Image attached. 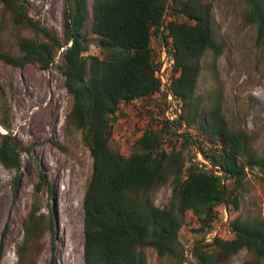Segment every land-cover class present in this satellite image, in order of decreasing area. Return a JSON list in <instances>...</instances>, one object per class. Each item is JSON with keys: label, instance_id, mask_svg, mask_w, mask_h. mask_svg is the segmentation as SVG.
Masks as SVG:
<instances>
[{"label": "trees", "instance_id": "trees-1", "mask_svg": "<svg viewBox=\"0 0 264 264\" xmlns=\"http://www.w3.org/2000/svg\"><path fill=\"white\" fill-rule=\"evenodd\" d=\"M88 1L67 0L61 40L30 15L25 0H0L3 17L10 16L16 29L34 34L19 37L18 54L4 50L0 41V61L48 70L61 51L64 63L56 68L74 99L66 126L82 134L94 161L84 197L85 263L149 264L146 249L153 248L159 258L185 264L180 231L187 213L197 218L199 232L208 233L219 219V207L240 211L239 192L249 172L258 171L264 181V158L254 154L250 135L232 128L218 102L197 96L203 58L210 52L217 58L222 52L213 31V6L204 0H93L89 7ZM243 1L246 22L257 26L258 41L264 42V0ZM153 37L163 40L172 55L170 91L182 104L181 114L173 122L165 120L160 130L149 125L125 156L112 147V119L123 105L162 91ZM93 42L104 50L103 57L88 54ZM165 137L182 138L184 149L171 141L167 150ZM189 146L215 171L188 159ZM30 151L12 133L0 135V162L6 169L20 171L21 154ZM169 181L170 205H154L148 195ZM42 229L43 222L32 213L18 249L19 264ZM229 230L228 238L195 244L197 264H229L243 250L256 258L243 264H264V218L250 222L238 215ZM2 253L1 248L0 261ZM47 264H56V257Z\"/></svg>", "mask_w": 264, "mask_h": 264}, {"label": "rangeland", "instance_id": "rangeland-1", "mask_svg": "<svg viewBox=\"0 0 264 264\" xmlns=\"http://www.w3.org/2000/svg\"><path fill=\"white\" fill-rule=\"evenodd\" d=\"M25 1L30 15L63 40L67 0ZM204 1L213 6V31L222 52L217 58L212 52L203 58L197 96L207 103L218 102L232 128L246 131L251 137L254 154L264 158V42L258 41L257 26L246 22L248 7L243 0ZM88 2L90 7L93 0ZM20 36L33 37L34 34L31 30L16 29L10 16L3 17L0 2L3 49L18 54ZM152 48L156 64L161 65L159 73L167 85L150 99L123 105L113 117L112 147L125 156L131 154L136 140L149 125L160 130L165 120L173 122L181 114V102L174 97L170 99L167 92L173 76L172 55L160 38L153 37ZM104 53L97 42H93L88 52L100 57ZM63 63L61 51L55 66L48 70L40 69L38 64L17 68L0 61V135L12 133L31 148L29 153L21 154L20 171L8 170L0 162V249L3 250L0 264H19L18 249L23 245L25 224L32 213L43 222V229L26 252L24 264H47L53 256L56 264H86L84 197L94 161L82 134L66 126L74 99L65 89L64 78L56 68ZM182 132L184 129L179 133ZM171 141L178 149H184L183 139L177 137L171 140L165 137L164 148L170 150ZM185 156L193 158L201 168L215 171L195 147H187ZM261 176L258 171L248 173L239 192L240 211L219 207V219L210 232H199L197 218L187 213L180 231L186 251L185 264H197L193 250L198 241L211 242L216 236L230 237V221L238 215L250 222L264 218ZM172 191L169 181L148 197L154 205L165 207L171 203ZM146 253L149 264L174 263L170 258H159L153 248L146 249ZM249 260L256 258L243 250L229 264H243Z\"/></svg>", "mask_w": 264, "mask_h": 264}, {"label": "built area", "instance_id": "built-area-1", "mask_svg": "<svg viewBox=\"0 0 264 264\" xmlns=\"http://www.w3.org/2000/svg\"><path fill=\"white\" fill-rule=\"evenodd\" d=\"M172 61H173V59H172ZM173 64H174V61H173V63H172V65H171V67L173 68ZM166 68V66L164 65V69ZM171 68V69H172ZM160 69H159V71L157 72V76L161 79V81H162V88L163 87H165L167 84H166V82H165V79H164V77H162V75H160ZM172 73H173V69H172ZM167 92H168V95H169V98L170 99H173V95H172V93H171V91H170V84H169V86H168V90H167Z\"/></svg>", "mask_w": 264, "mask_h": 264}, {"label": "bare ground", "instance_id": "bare-ground-1", "mask_svg": "<svg viewBox=\"0 0 264 264\" xmlns=\"http://www.w3.org/2000/svg\"><path fill=\"white\" fill-rule=\"evenodd\" d=\"M61 195H65V194H64V193H62ZM61 197H62V196H61ZM59 201H60V199H59ZM64 202H65V200H64ZM64 202H63V203H64ZM66 205H67V204H66ZM64 206H65V205H64ZM62 208H63V207H62ZM64 208H65V207H64Z\"/></svg>", "mask_w": 264, "mask_h": 264}]
</instances>
